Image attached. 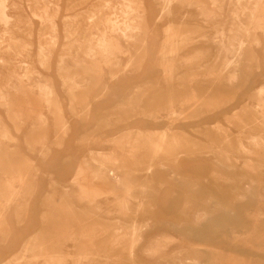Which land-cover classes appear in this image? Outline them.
<instances>
[{
	"label": "rangeland",
	"instance_id": "rangeland-1",
	"mask_svg": "<svg viewBox=\"0 0 264 264\" xmlns=\"http://www.w3.org/2000/svg\"><path fill=\"white\" fill-rule=\"evenodd\" d=\"M112 1H8L12 28L0 27V49L8 48L0 50L6 98L0 93V188L18 175L24 180L3 208L0 264H45L46 255L74 264V243L64 236L61 247L55 243L61 218H73L70 209L81 224H98L99 242L120 240L112 250L122 259L116 264H264V0H217L218 9L206 12L172 0L170 15L162 14L164 0H135L145 21L134 39L115 34L121 49L99 74L84 47L98 36L101 19L123 20V0ZM170 27L190 30L193 41L165 62ZM222 32L226 44L246 42L239 63L222 49ZM77 41L84 42L81 50ZM70 58L76 66L60 73L62 59L72 65ZM193 90L198 100L182 103ZM170 95L175 123L167 117ZM166 129L184 144L170 145V137V152L157 157L149 179L132 173L114 182L120 174L113 165L121 164L116 143L132 135L143 147ZM238 142L248 154L237 152ZM144 149L147 167L153 151ZM101 163L112 182L99 174ZM133 224L139 228L135 258Z\"/></svg>",
	"mask_w": 264,
	"mask_h": 264
},
{
	"label": "bare ground",
	"instance_id": "bare-ground-1",
	"mask_svg": "<svg viewBox=\"0 0 264 264\" xmlns=\"http://www.w3.org/2000/svg\"><path fill=\"white\" fill-rule=\"evenodd\" d=\"M8 1L10 0H0V27L3 29L4 33L7 32L8 30H10L12 27V17L9 14V5H8ZM100 1V0H99ZM111 1V0H110ZM115 1V0H113ZM112 1V2H113ZM240 1V0H239ZM36 2V1H35ZM38 2V1H37ZM106 2V1H105ZM117 2H121L120 0H117ZM184 2H186L188 4V6L191 7H196V9L199 12H206L209 10H215L218 9V2L217 0H184ZM46 3V2H45ZM135 3V0H123L122 3H120V10H121V15L123 20H119L120 16L117 17V15L115 16V18H106L105 20L101 19L100 25H102V27H98L97 26V30H98V36L92 34L93 36L90 37V42L87 43V45L84 47L85 48V54L87 56V58L89 60H92L95 62V67H96V71L99 72V74L101 73L100 70L102 68H100V65L104 62L108 63L111 61V57L113 55H116V53L121 49H119V44H118V38L117 36H115V34L117 32H121L123 38L126 39H134V37H137V34L135 36H133V34L135 32H137L136 30L139 28V26L144 23L145 19L141 16L140 14V6H137ZM164 7H163V12L162 14H167L170 15L171 13V3L172 0H164ZM47 4V3H46ZM111 4V3H110ZM109 4V5H110ZM178 4V3H177ZM186 5V4H185ZM37 6V5H36ZM40 6V5H39ZM45 6V5H44ZM107 6V5H106ZM111 9H113L112 5H110ZM180 6V5H179ZM43 7V6H42ZM103 8L105 6H102ZM109 7V6H108ZM20 9V8H19ZM108 9V8H107ZM195 9V10H196ZM245 9V8H244ZM38 10V9H37ZM40 10V9H39ZM103 10V9H102ZM196 10V12H197ZM33 11V10H32ZM114 14H115V10H113ZM37 12V11H36ZM55 13V12H54ZM105 13V12H104ZM118 13V12H117ZM116 13V14H117ZM120 13V12H119ZM118 13V14H119ZM198 13V12H197ZM199 14V13H198ZM255 15V14H254ZM21 16V15H20ZM27 17V16H26ZM186 17V16H185ZM69 18V17H68ZM71 19V18H70ZM184 19V17L182 18V20ZM257 18L252 16V20L251 22L255 23V20ZM15 20V19H14ZM47 22V21H46ZM233 22V21H232ZM19 23V22H18ZM21 23V22H20ZM252 23V25H254ZM56 24V23H55ZM54 24V25H55ZM93 24V22H92ZM258 24V23H257ZM81 25V24H80ZM91 25V22H90ZM94 26V25H91ZM122 26L125 28V30H122ZM184 26V25H183ZM94 28V27H93ZM57 29V27H56ZM141 29V28H140ZM17 30V29H16ZM54 30V29H53ZM109 30V31H108ZM246 30V28H245ZM11 31V30H10ZM9 31V33H10ZM90 31V30H89ZM244 31V30H243ZM20 32V31H19ZM247 32V31H246ZM72 33V32H71ZM75 33V32H74ZM167 33V43H166V47H164V51H163V61H168L167 56L171 55L174 56L176 52L179 51L180 47H186L188 44H190L191 41H193L192 38V34L190 30H186L184 29V27L181 29L177 28L174 29V27H170L169 29L166 30ZM12 34V33H11ZM10 34V35H11ZM218 34V33H217ZM247 35V33H245ZM5 35V34H4ZM8 36V35H6ZM12 36V35H11ZM121 36V37H122ZM216 36V35H215ZM135 37V38H136ZM219 41L221 40V46L222 49H226L228 50V52L234 53V58L236 60L237 63H239L240 61L243 60V58L246 55V46L245 45V41L242 39H235L233 41L232 39H228L227 40V44L226 42L223 41L224 39V33H219ZM218 37V38H219ZM6 38V37H5ZM9 39L10 36H8ZM217 38V37H215ZM218 38L216 40L215 43H217ZM249 38V37H248ZM4 39V38H3ZM14 40V39H13ZM49 40V39H48ZM6 41V39H5ZM5 41H3V43H5ZM18 41V40H17ZM83 41V40H82ZM127 41V40H126ZM214 41V40H212ZM78 43V48L79 50H81V48L83 47L82 42L77 41ZM128 42V41H127ZM15 43V42H14ZM86 43V42H85ZM47 44V43H46ZM220 44V43H219ZM5 45H7L5 43ZM45 45V44H44ZM74 45V44H73ZM2 46V45H1ZM4 46V44H3ZM47 47V46H46ZM72 47V46H71ZM220 47V45H219ZM224 47V48H223ZM3 48V47H2ZM53 48V47H52ZM73 48V47H72ZM8 48H6V50L4 49L3 51H7ZM221 49V48H220ZM1 50V49H0ZM2 51V50H1ZM2 51V52H3ZM29 51V50H28ZM8 52V51H7ZM199 52V51H198ZM202 51H200L201 53ZM199 53V54H200ZM230 53V54H231ZM67 54V53H66ZM197 54V51L196 53ZM193 55V56H197V55ZM51 56V55H50ZM65 56V55H63ZM192 56V57H193ZM202 56V54H201ZM114 57V56H113ZM199 57V56H198ZM196 58V57H195ZM4 59V58H3ZM2 60V59H1ZM0 60V61H1ZM61 61V60H60ZM2 62V61H1ZM69 62L73 64H75L74 59L69 60ZM112 62V61H111ZM4 62H2L3 64ZM65 65V61L64 59H62L61 64L59 65L60 68V73H69L72 67H75L76 65ZM105 65V64H104ZM226 65V64H225ZM163 67H166V64H162ZM207 66V64H206ZM214 66V65H213ZM209 67V66H208ZM225 67V66H223ZM94 68V67H93ZM202 68V67H201ZM228 68V65L226 66V69ZM230 68V66H229ZM232 70V69H231ZM221 71V70H220ZM208 72V71H207ZM211 74V73H210ZM218 74V73H217ZM216 74V76H217ZM220 74V72H219ZM98 75V74H97ZM167 75V74H166ZM209 75V74H208ZM9 77V76H8ZM219 77V76H218ZM234 77V76H233ZM11 78V77H10ZM177 78V77H176ZM228 78V77H227ZM226 78V79H227ZM68 81L72 80L70 78H67ZM66 80V81H67ZM228 80V79H227ZM168 84L169 86L171 85V79L169 77L168 79ZM19 85V88L23 89L21 86L23 85L21 81L17 82ZM235 83V81H234ZM232 85V84H231ZM173 87V86H172ZM264 87V86H262ZM260 90V94H264V88L263 89H259ZM42 93L44 94H48V96L51 94V91H49V86H45L42 88ZM192 96L190 98L185 99L182 103H184L185 105H187L186 103H191V101H196L198 100V98H196L195 96V91H192ZM259 92V91H258ZM1 97L2 99L5 101V93L1 92ZM17 93V92H16ZM4 94V96H3ZM9 94V92H8ZM172 94V92H171ZM256 94V93H255ZM258 94V93H257ZM259 94V96H260ZM256 97V96H255ZM262 97V96H260ZM170 101H169V107L167 108V117L169 120H171V122H177V117H176V112H175V107H174V102L175 99H173V97L170 95ZM8 99V98H7ZM86 99L88 100L89 98L86 97ZM97 99V98H95ZM85 101V100H83ZM8 102V101H7ZM5 102V103H7ZM202 102V101H201ZM4 103V102H3ZM8 104V103H7ZM6 104V105H7ZM181 105V103H180ZM197 105V104H196ZM195 105V106H196ZM90 106V104L88 105ZM194 106V107H195ZM183 107V105H182ZM185 107V106H184ZM214 108V107H213ZM183 109V108H182ZM193 109V108H191ZM180 115V114H179ZM178 115V116H179ZM235 118H239V113H235L234 116ZM104 121V120H103ZM102 121V122H103ZM109 123V122H108ZM109 125V124H108ZM2 129V128H1ZM31 130V129H30ZM4 131V130H3ZM6 131V130H5ZM170 129H166L164 131H161L159 133H153V135L155 136L154 138L152 137H147L145 140V144L142 147L141 145H139L138 142V138H136L135 136L132 135H125L123 136L117 143H116V149H118L121 152V164L116 163L113 166H118V173L120 174L119 180H115L114 182L116 183H120V181H122L124 179V176L127 174L132 175V173L134 174H138V175H144L145 179H149L154 171V168L156 166V159L157 157L161 154V153H165L167 151L170 152V150L168 149V142L170 137L173 138V142L170 143V145H177V144H184L183 141V137L179 136L178 134H173L170 135ZM1 135V134H0ZM260 139V138H259ZM258 140V139H257ZM256 140V142H257ZM260 141V140H259ZM255 144V143H254ZM259 145V144H258ZM145 147L150 148L151 151H153L152 155H153V160L151 159V162H149L147 164V167H143L144 163L142 161V157L144 156V152L146 149H144ZM168 149V150H167ZM237 152H240L242 154H248L249 152L247 151L246 147L244 146V144L242 142H238V146H237ZM112 159L113 162L116 160L114 157H109V159ZM111 160V161H112ZM118 161V160H117ZM105 160H104V164H105ZM119 162V161H118ZM95 163V162H94ZM111 163V162H110ZM127 163H131L133 165L134 169H130L127 166ZM96 164V163H95ZM98 164V163H97ZM104 164H99V168H103L100 170L101 174L105 179L110 180L112 182V178L110 177V173L111 170L108 168H104L103 166H105ZM138 166L142 167V168H138ZM162 167V166H161ZM99 168L97 167L98 171ZM138 168V169H137ZM105 169V171H103ZM80 171V170H79ZM85 171V169L83 170V172ZM94 172V171H93ZM85 173V172H84ZM116 173V172H115ZM90 174V173H89ZM88 174V175H89ZM92 174V173H91ZM81 175V174H80ZM87 174L84 176H88ZM129 175V176H130ZM93 176V174H92ZM91 176V177H92ZM90 177V176H89ZM128 177H126L125 180H127ZM23 180L24 177L22 175H18L15 178H12V180H9L5 187L2 189L0 188V230L3 228L5 221L3 220L4 217V207L8 206L11 202H13V199L15 197V188L14 185L15 183H20L23 184ZM93 180V177H92ZM97 180V179H96ZM195 182V181H194ZM129 183V182H128ZM129 190V189H128ZM145 190V189H144ZM126 194H129L128 192ZM80 194H77V196H79ZM83 197V196H82ZM80 195V198H82ZM90 202V201H89ZM59 210L60 207H57ZM56 208V210H57ZM90 214V213H89ZM259 214V213H258ZM65 215V214H64ZM77 213L72 211L70 209V213L68 214L69 217H73L71 222H69V220L66 219V217H62L61 219V224L60 227L58 229V231H56V235H57V241L55 242L56 245L58 247H61L62 245V241H61V237L64 236L67 240L71 241L74 243V247L76 250V256H75V263L74 264H83L85 262H91L94 264H98L100 262H104L105 264H116L119 263L122 259L120 257H114L112 255V250L118 245L120 244V240L115 238L113 240H111L108 244H103L101 242L98 241V238L101 234V230L98 228V224L93 222L89 225H83L80 223L79 219L77 218ZM61 217V215H60ZM92 220V219H91ZM50 231V232H49ZM131 234H130V238H131V242H130V249H129V253L130 256L132 258H135V248L137 247V243L139 242V240H137V234L139 231V228L137 227L136 224H133L132 228H131ZM47 236L50 237L51 234V230L50 228L46 231ZM58 232V234H57ZM52 240V239H51ZM54 240V239H53ZM52 242V241H51ZM63 242H66L65 240H63ZM68 242V241H67ZM29 246V245H28ZM49 246V245H48ZM47 246V247H48ZM51 246H53V243L51 244ZM30 247V246H29ZM53 248V247H51ZM29 249V248H28ZM43 249V248H42ZM55 251V250H54ZM61 251V250H60ZM58 251V253L60 254L61 252ZM28 252V251H26ZM63 252V251H62ZM48 253V252H47ZM104 253V256H102V254ZM26 254V253H24ZM57 254V253H56ZM45 256V255H44ZM56 256V255H55ZM60 256V255H59ZM67 256H70V254ZM46 261L45 264H58L57 263V259H55L54 255L50 256V255H46ZM62 257V255H61ZM69 258V257H68ZM217 258V257H216ZM26 259V258H24ZM23 259V260H24ZM65 259L64 257H62V260ZM99 259H102V261H99ZM27 260V259H26ZM68 260V259H67ZM59 261V260H58ZM218 261V260H217ZM222 262V261H221ZM227 262V261H226ZM228 264V263H227Z\"/></svg>",
	"mask_w": 264,
	"mask_h": 264
}]
</instances>
